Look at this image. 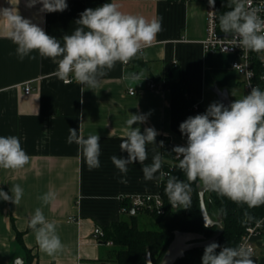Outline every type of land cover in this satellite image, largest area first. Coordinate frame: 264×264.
Here are the masks:
<instances>
[{
    "label": "crops",
    "instance_id": "1",
    "mask_svg": "<svg viewBox=\"0 0 264 264\" xmlns=\"http://www.w3.org/2000/svg\"><path fill=\"white\" fill-rule=\"evenodd\" d=\"M10 2L23 17L63 44L62 37L74 31L78 26L75 21L85 9L113 0H67V10L55 13H41L39 3L29 8L26 0ZM115 2L125 13L161 19L162 30L141 56L126 65L118 62L92 90L75 81L57 79L53 75L57 64L38 53H32L35 59L20 60L16 45L0 26V136H17L30 157L23 169H0V190L11 196L13 185L19 184L23 189L19 205L0 199V264H15L17 258L26 264L25 248L31 253L30 264H100L111 258L114 247L98 242L95 227H109L131 215L122 211L123 197L156 196L162 185L157 180L145 181L143 165L138 162L128 166L127 182H120L122 174L111 157H127L119 146L130 114L147 115L146 123L133 125L140 127L142 133L147 127L158 132L157 144L146 146L148 159L144 163L151 164L156 153L163 158L160 142L166 138L180 146L187 142V138L172 131L171 93L162 87L167 76L186 83L188 97L203 109L207 99L214 95L218 98L214 87L227 91L243 89V77L232 67L236 56L207 52L202 45L208 0ZM11 4L0 0V8L12 7ZM129 74L140 75L141 80L125 79ZM27 84L32 87L30 94L25 93ZM130 89L136 93L131 95ZM79 127L85 138L100 136L99 168L89 170L78 146L67 142L69 128L79 131ZM49 190H54L57 198L44 205L40 197ZM37 208L42 209L48 221H56V232L64 248L53 256L40 250L35 233L28 227ZM70 218L80 222L69 221ZM18 232L23 233V244L17 240ZM253 242L252 259L255 264H264V234L254 236Z\"/></svg>",
    "mask_w": 264,
    "mask_h": 264
},
{
    "label": "clouds",
    "instance_id": "2",
    "mask_svg": "<svg viewBox=\"0 0 264 264\" xmlns=\"http://www.w3.org/2000/svg\"><path fill=\"white\" fill-rule=\"evenodd\" d=\"M38 3L42 5L41 13L63 12L68 8L67 0H26V7L32 8ZM208 3L214 8L215 0ZM227 6L230 10L217 19L220 31L230 38L229 44L264 53V17L260 15L264 7H252V0H228ZM75 23L78 26L70 35L62 37L61 44L37 23L23 17L17 6L0 8V26L16 45L20 60L35 59L32 53H38L57 64L53 73L57 79L65 83L75 81L91 90L98 87L100 79L118 62L128 64L141 56L162 30L161 19L125 13L115 0L95 9H85ZM261 60L264 62V57ZM248 75L251 77L252 73ZM125 79L141 80L137 74H129ZM146 121V114H130L119 146L127 157H111L112 164L122 174L121 183L127 182L128 166L138 162L143 165L145 181L163 182L167 176L164 191L173 208H190L192 183L197 181L203 188L249 209L264 205V90L259 86L252 87L250 93L228 106L213 102L203 114L190 116L180 123L179 131L187 142L185 146H174L172 153L187 182L161 171L164 161L160 153L153 156L151 164L144 163L148 159L146 146L157 144L158 132L154 127H147L142 133L140 127L133 125ZM80 127L79 131L69 128L67 142L78 146L89 170L99 168L100 136L92 134L85 138ZM160 146L163 147V142ZM29 161L17 136H0V169L20 170ZM11 193L10 196L0 190V199L19 205L23 197L21 186L13 185ZM56 198L57 193L49 190L40 200L49 205ZM245 217L252 219L247 211ZM28 227L35 233L41 251L49 256L63 251L56 221H48L41 208L35 210ZM253 254L249 245L221 248L212 242L205 246L201 260L202 264H255Z\"/></svg>",
    "mask_w": 264,
    "mask_h": 264
},
{
    "label": "trees",
    "instance_id": "3",
    "mask_svg": "<svg viewBox=\"0 0 264 264\" xmlns=\"http://www.w3.org/2000/svg\"><path fill=\"white\" fill-rule=\"evenodd\" d=\"M215 3L218 16L230 10L227 6L228 0H215ZM162 87L171 93L172 131L186 138L179 131L180 123L190 116L203 114L204 109L195 99L188 97L186 83L183 81L174 80L172 76H167ZM174 146L180 145L172 143L169 138L163 141V170L169 172L171 176L187 182V177L178 167L179 161L172 153ZM166 180L162 182L160 192L165 206L164 214L148 210L136 211L135 214L124 217L119 222L103 228L105 239L112 240L113 247H118V249L113 252L111 258L101 260L100 264H108V262L113 264H147L148 249L153 263L159 264L174 238L175 231L199 233L204 238L202 240H209L217 235L218 227L216 225L206 227L204 223L199 196V189L202 186L199 182L192 183L190 208L174 209L165 195ZM204 200L207 212L213 220H217L222 216L224 232L215 241L221 248L238 246L249 225L255 224L264 218V205L249 209L247 205H238L210 190L205 193ZM126 204V202L123 203V205ZM246 211L252 219L245 217ZM139 212L149 214L153 218L156 227L153 229L141 228L137 216ZM17 240L23 244V233H17ZM25 251L27 253L26 264H30L32 261L30 250L25 248ZM219 251L220 248L217 249V252ZM203 252L204 248L188 251L175 264H202Z\"/></svg>",
    "mask_w": 264,
    "mask_h": 264
},
{
    "label": "built area",
    "instance_id": "4",
    "mask_svg": "<svg viewBox=\"0 0 264 264\" xmlns=\"http://www.w3.org/2000/svg\"><path fill=\"white\" fill-rule=\"evenodd\" d=\"M252 7H264V0H252ZM214 12V14L212 13ZM260 15L264 17V12ZM206 37L202 41V45L207 52H220V53H233L236 56V60L233 62V69L240 73L243 77L242 87L244 90V95L250 93L251 88L254 86H259L261 90H264V62H262L261 57H264V53H255L239 47H232L229 44V37L225 36L220 31L218 23V9L215 3L214 8L209 6L207 2V16H206ZM231 50V52H228ZM126 65V64H125ZM251 72L252 75L249 77L248 73ZM155 87L154 84L150 85ZM133 89H130V94H133ZM32 92V87L27 84L25 85V93L30 94ZM136 93V91L134 90ZM197 107V106H196ZM170 175L169 172L163 171ZM171 176V175H170ZM167 179V176L165 177ZM122 203H127L122 206L123 213H128L130 206H132L135 211H156L158 214L165 213V206L162 196L156 195H136L132 197H123L121 199ZM162 204V206H161ZM178 209V208H174ZM69 221L79 223L80 220H75L70 218ZM94 233L100 244L108 247H113L114 243L112 240L105 239V232L101 227H95ZM264 234V218L255 224L249 225L247 232L242 236L240 244L249 245L253 248L255 252V244L253 242V237ZM239 244V245H240Z\"/></svg>",
    "mask_w": 264,
    "mask_h": 264
},
{
    "label": "water",
    "instance_id": "5",
    "mask_svg": "<svg viewBox=\"0 0 264 264\" xmlns=\"http://www.w3.org/2000/svg\"><path fill=\"white\" fill-rule=\"evenodd\" d=\"M228 52H231V50ZM213 91L225 106L230 105L231 101L227 89H219L218 87H214ZM207 191L209 190L203 187H200L199 189L201 212L205 225H216L218 227L217 235L209 240H202L204 238L199 233L175 231L174 238L168 246V249L166 250L159 264H175L176 261L179 258L184 257L188 251L205 248L206 245L215 242L223 234L224 225L222 223V216H220L217 220H213L207 212L204 200V195ZM129 213L132 215L135 214V209L132 206H130ZM146 261L147 264H154L149 249L147 250ZM15 264H23V259L17 258Z\"/></svg>",
    "mask_w": 264,
    "mask_h": 264
},
{
    "label": "rangeland",
    "instance_id": "6",
    "mask_svg": "<svg viewBox=\"0 0 264 264\" xmlns=\"http://www.w3.org/2000/svg\"><path fill=\"white\" fill-rule=\"evenodd\" d=\"M228 93H229V98H230L231 102L234 101L235 99H239V98H242L244 96V91L241 87H238L237 89L231 90V91L228 90ZM213 102H220L215 95L213 96V99H207L205 102H203L204 111H206L207 107ZM137 216L139 219V226L141 228L153 229L156 227L153 218L149 214H146V213L142 214L141 212H139V213H137ZM117 249H118V247L114 248L113 251H115Z\"/></svg>",
    "mask_w": 264,
    "mask_h": 264
}]
</instances>
